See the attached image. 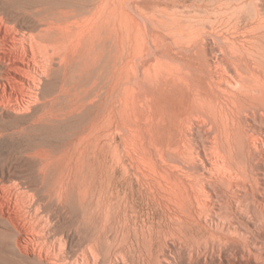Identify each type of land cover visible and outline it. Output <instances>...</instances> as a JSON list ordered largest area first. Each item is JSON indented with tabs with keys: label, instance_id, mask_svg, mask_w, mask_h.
Wrapping results in <instances>:
<instances>
[{
	"label": "bare ground",
	"instance_id": "1",
	"mask_svg": "<svg viewBox=\"0 0 264 264\" xmlns=\"http://www.w3.org/2000/svg\"><path fill=\"white\" fill-rule=\"evenodd\" d=\"M21 1L0 137L41 183L0 154V264H264V0Z\"/></svg>",
	"mask_w": 264,
	"mask_h": 264
},
{
	"label": "rangeland",
	"instance_id": "2",
	"mask_svg": "<svg viewBox=\"0 0 264 264\" xmlns=\"http://www.w3.org/2000/svg\"><path fill=\"white\" fill-rule=\"evenodd\" d=\"M5 1L16 3L19 1V4L23 3V1L20 2V0ZM22 8L27 9V6H22ZM21 19H25L27 22L29 21L30 25L35 23L34 18L30 16H27V18L21 17ZM7 119L9 120V118ZM10 120L8 121V125L13 126L14 123L12 125L13 121L11 120L10 122ZM30 140L31 139L29 136H24L23 134L19 133L17 134V132L10 130L5 135H3V137H0V154L2 158L6 159L5 167L6 170L9 171V174L13 176L15 175L17 179L25 182L27 181L28 183L40 184L41 181L38 177L40 161L35 158L36 155L31 156V152L28 150L30 147ZM80 207L81 206L78 200H74L72 206L69 209L60 208L58 212L59 217H57L59 220L56 218V221L59 223V225L67 228V232L71 231V235L74 234L72 223L75 222L77 217L82 213V209ZM74 238H76V234H74Z\"/></svg>",
	"mask_w": 264,
	"mask_h": 264
}]
</instances>
